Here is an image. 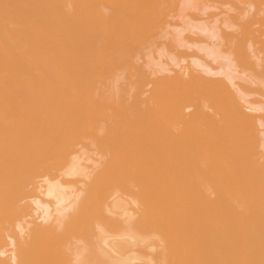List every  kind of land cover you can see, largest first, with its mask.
Returning a JSON list of instances; mask_svg holds the SVG:
<instances>
[{"label": "bare ground", "instance_id": "obj_1", "mask_svg": "<svg viewBox=\"0 0 264 264\" xmlns=\"http://www.w3.org/2000/svg\"><path fill=\"white\" fill-rule=\"evenodd\" d=\"M248 1L206 48L162 32L176 0H0V264H264V11Z\"/></svg>", "mask_w": 264, "mask_h": 264}, {"label": "rangeland", "instance_id": "obj_2", "mask_svg": "<svg viewBox=\"0 0 264 264\" xmlns=\"http://www.w3.org/2000/svg\"><path fill=\"white\" fill-rule=\"evenodd\" d=\"M239 1V2H238ZM176 0V5H174V6H172V13H171V15H173L172 16V19H166L167 20V22H169V27H167V28H165L164 26V30L162 31V32H164L165 33V35L167 36L168 35V37L167 38H169V36H170V34L171 35H173V36H176L177 35V33L178 32H182L181 33V37H182V40L180 39V42H182V43H185V44H188V45H193V44H195L196 46H200V45H202V46H204V43H205V45H207V43L209 42H214V40L212 39L211 41H209L207 38H205L206 36L205 35H207V33H205V35L204 34H202V33H204V31H206V30H212V31H210V33H212V32H217L219 29H222V25H221V23H222V21H224L223 19H226L225 17H226V14H227V16H228V14H229V16H231V14H234V12L236 11L235 9H234V7L235 8H240L239 6H241V7H243L242 6V4L243 3H246V2H243V0ZM257 3H256V2ZM254 2L255 3H252V2H249V3H252V4H254V5H250L251 7H253L252 9H253V12H251V10H250V12H249V16L247 15V17H252L253 16V14L252 13H255V9L257 8V9H260V10H262V11H264V0H255ZM240 2H242V4L240 3ZM175 3V2H174ZM200 3V4H199ZM241 5H240V4ZM231 5H232V7H231ZM237 5H239V6H237ZM245 5V4H244ZM247 5L248 6H245V8H246V10L249 8V4L247 3ZM237 6V7H236ZM248 7V8H247ZM254 7H256V8H254ZM244 8V7H243ZM229 9H231L232 11L231 12H233V13H231V12H228L229 11ZM241 9V8H240ZM242 10V9H241ZM239 11H236L235 13V15H237V13H238ZM241 12V11H240ZM226 13V14H225ZM224 14V15H223ZM239 14V13H238ZM252 16H251V15ZM259 14H261L260 12H259ZM186 15V17L187 16H189L190 18L188 19V20H190V19H192V20H190V21H188V23L187 22H185V19H184V16ZM234 16V15H233ZM256 17V16H255ZM257 17H261V18H264L263 16H262V14H261V16H257ZM256 17V18H257ZM183 19V20H182ZM182 21H184V22H182ZM187 21V20H186ZM184 23H187L188 24V26H187V24L185 25V26H187L186 28H185V26L183 25ZM183 25V26H182ZM184 28V29H183ZM12 29V28H11ZM263 30H264V28H262ZM186 30H188L187 32H185ZM202 30H204V31H202ZM12 31V30H11ZM178 31V32H177ZM193 31V32H192ZM162 32H161V36H163V34H162ZM195 33V35H193V34H191V33ZM198 33H200V34H202V35H204V36H202V35H197ZM3 34H6V33H3ZM165 35L163 36L164 38H166L165 37ZM216 35V34H215ZM190 37V38H189ZM161 38V37H160ZM187 38H189V39H187ZM264 37H261V39L262 40H264L263 39ZM161 41L163 40L162 38L160 39ZM167 40H169V39H167ZM166 39H164L163 41L164 42H166L167 41ZM207 40H208V42H207ZM162 41V42H163ZM168 42V41H167ZM166 42V43H167ZM215 43H216V39H215ZM208 46V45H207ZM204 47H206V46H204ZM173 53H175V49H176V47L173 45ZM207 48V47H206ZM168 50V49H167ZM175 50V51H174ZM178 50V49H177ZM167 53H170V51L169 52H160V53H158L157 51L156 52H154V54L153 55H151L152 56V58L153 57H155V58H153V59H150L151 60V63H152V61L154 60V59H156V65H154V62L155 61H153V64H151V65H154V67L156 66V70H157V68L158 69H160L158 66H161V65H159L158 64V62H159V60H161V62L163 63V62H166L167 64H172L173 63V61H172V63H169V62H171V61H169V59L168 60H166V58H162V59H157L158 57L160 58V54H167ZM197 56L199 55V57H200V59H203L202 61L200 60V62L202 63L203 61H205L204 59H206V63H207V61H208V57H205L204 55H200L199 53H197L196 54ZM170 56V55H169ZM202 56V57H201ZM203 56L205 57V58H203ZM209 56V55H208ZM220 57V56H219ZM147 58V57H146ZM197 59V58H196ZM211 60H209L208 62V65L210 64L211 65V67H218L219 66V64H218V60L217 59H220L221 60V57L220 58H210ZM212 59H213V61H212ZM143 60H144V62L146 63V62H148V61H146V59H145V57L143 58ZM158 60V61H157ZM199 60V59H198ZM215 60H217V61H215ZM178 60H177V58L174 60V64H175V62H177ZM185 61H188V58H186L185 59ZM211 61V62H210ZM214 61H215V63H214ZM160 63V62H159ZM139 64H141V62H139ZM138 64V65H139ZM184 66L186 65V64H183ZM183 65H181V66H183ZM147 66L148 67H150V65L148 64V65H146V68H145V70H146V72L145 73H148V72H150L149 74H152L151 72H153V74H155V70H153V69H149V68H147ZM172 65H170V67H171ZM151 67H153V66H151ZM150 67V68H151ZM141 68L142 69H144V66L142 67V64H141ZM155 69V68H154ZM159 71V70H158ZM158 71H156V72H158ZM144 72V71H143ZM159 73V72H158ZM152 77V76H151ZM155 77V76H154ZM115 81V80H114ZM114 81H112V82H114ZM118 81H121V80H118ZM118 81H116V82H118ZM116 82H114V84L112 85V83L111 82H107V83H110V84H108V85H106L107 87L109 86V88L108 89H106V88H104V96H108V93H114V94H116L114 91H118V90H116L117 88H119V91H120V88L122 89L123 88V86H125L126 85V83L128 82L127 80H125L124 82L123 81H121V83H116ZM126 82V83H125ZM106 83V84H107ZM125 83V85H123V84ZM119 84V85H118ZM118 85V86H117ZM117 87V88H116ZM114 88H115V90H114ZM259 99V100H261V98L260 97H258V96H255L253 99ZM6 100H8V97H7V99ZM250 100H252V98L250 99ZM87 142L89 143V141L87 140ZM87 142H84V143H87ZM92 148V147H91ZM91 148H89V149H91ZM87 151H85V150H83V151H81V155H80V160H83V161H81V164L82 165H87L88 163L87 162H85L86 160L85 159H87V158H90V161L92 162V159L91 158H95L94 160H98V156L96 155V154H94L96 151H95V149L93 148V150L95 151V152H93L92 150L91 151H88V149H86ZM86 152V153H85ZM98 154V153H97ZM95 155H96V157H95ZM99 158H100V156H99ZM93 160V161H94ZM89 161V159H88V162H90ZM90 162V163H91ZM85 163V164H84ZM91 165V164H90ZM90 165H87V166H90ZM80 177V179H81V177L82 178H84L83 176H79ZM79 177H77V178H73V180H75V179H78L79 180ZM64 178V177H63ZM66 178V177H65ZM68 178V177H67ZM69 179H71V178H69ZM88 179V177L86 178V179H82V180H80V181H82L83 182V180H85V182H87L86 180ZM65 181L67 180V179H64ZM72 180V179H71ZM72 180V181H73ZM77 180V181H78ZM68 181V180H67ZM84 182V183H85ZM68 186V185H67ZM67 186H65V187H67ZM68 192V193H70V191L69 190H65V192ZM121 192V193H120ZM120 193V194H119ZM119 193L117 194V192H116V194L117 195H114V194H111L112 195V197H113V199H119L118 201H117V203L119 204V203H121V204H119V205H117L116 204V207L118 206L119 208H120V205H121V209H122V207H123V204L126 202V201H128L130 198L128 197V196H126V194H125V198H123L124 200H125V202H124V200L121 198V195L124 197V194H122V191H119ZM119 195V198L117 197ZM116 197V198H115ZM127 197L129 198V199H127ZM109 200H111V199H109ZM112 201V200H111ZM110 201V202H111ZM120 201V202H119ZM109 202V201H108ZM109 202V203H110ZM130 201H128L127 203H129ZM48 205V204H47ZM125 205V204H124ZM131 205V204H130ZM129 205V206H130ZM49 206V210L51 211L52 209H51V207L52 206H50V205H48ZM126 206V205H125ZM117 207V208H118ZM133 208V207H132ZM134 209V208H133ZM119 211V210H118ZM117 211V212H118ZM118 214H119V212H118ZM32 215L34 216V218H36L37 217V215H35V214H33V212H32ZM25 220L26 221H30L31 219L30 218H25ZM38 221V220H37ZM21 224H22V222H21ZM30 226V225H29Z\"/></svg>", "mask_w": 264, "mask_h": 264}]
</instances>
